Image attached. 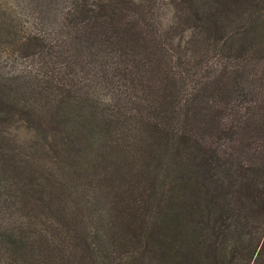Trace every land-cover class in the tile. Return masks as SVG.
<instances>
[{"label":"trees","instance_id":"trees-1","mask_svg":"<svg viewBox=\"0 0 264 264\" xmlns=\"http://www.w3.org/2000/svg\"><path fill=\"white\" fill-rule=\"evenodd\" d=\"M0 0V264H264V0ZM26 17V18H25Z\"/></svg>","mask_w":264,"mask_h":264},{"label":"rangeland","instance_id":"rangeland-1","mask_svg":"<svg viewBox=\"0 0 264 264\" xmlns=\"http://www.w3.org/2000/svg\"><path fill=\"white\" fill-rule=\"evenodd\" d=\"M4 5L13 6L15 9H18V12H21V15L27 16V22L31 25L32 28L36 26L38 23L36 22L35 15L32 10V0H2ZM26 18V17H25ZM31 63V58H24L18 56H11L8 53H3L0 55V69L4 72L6 70H14L17 68L25 67ZM6 264V263H5ZM139 264H173V263H165V262H150L148 259ZM180 264V263H179ZM181 264H193V263H181Z\"/></svg>","mask_w":264,"mask_h":264}]
</instances>
